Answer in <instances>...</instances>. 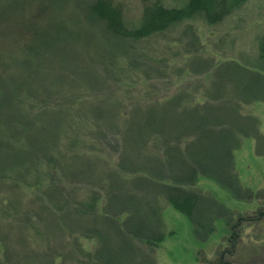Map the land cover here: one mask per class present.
I'll return each mask as SVG.
<instances>
[{"label": "trees", "instance_id": "trees-1", "mask_svg": "<svg viewBox=\"0 0 264 264\" xmlns=\"http://www.w3.org/2000/svg\"><path fill=\"white\" fill-rule=\"evenodd\" d=\"M57 1L0 0V264H157L162 200L200 242L215 219L235 229L241 220L232 227L201 183L241 192L234 152L263 138L248 108L264 102L263 69L217 63L170 94L160 85L167 60L136 44L199 17L221 24L246 0H141L136 26L112 0ZM185 38L189 57L199 37ZM258 53L264 62V36ZM118 59L134 90L119 86ZM240 251L235 242L213 264H235Z\"/></svg>", "mask_w": 264, "mask_h": 264}, {"label": "rangeland", "instance_id": "rangeland-1", "mask_svg": "<svg viewBox=\"0 0 264 264\" xmlns=\"http://www.w3.org/2000/svg\"><path fill=\"white\" fill-rule=\"evenodd\" d=\"M112 1L122 8L127 25L139 24L143 12L141 0ZM160 1L169 8L181 7L188 2V0ZM53 5L67 6L65 0L53 2ZM175 28L151 41L136 44L138 49L147 50L151 57L158 59V62L167 60L162 64L164 68H161V72L165 73L166 77L160 80L164 82L160 85L169 89L170 94H174L185 84L206 77L214 65L225 61L234 60L245 66L262 68L264 71V62L258 60L259 42L264 36V0H246L241 10L218 25H208L199 17ZM192 30H196L199 37V47L196 44L191 56L188 57L184 49L185 47L190 49L192 41L185 38V46L180 41L184 32ZM115 70L118 71L116 77L124 80L119 86L124 83L121 86L124 91L134 90V87L126 84L127 80L133 79H129L130 74L125 75L130 70L125 59L117 60ZM102 75L97 79L102 80L104 84L103 79L105 81V76L110 75H106L105 72ZM107 83L110 82L105 84ZM169 83H172V86ZM24 97L28 99L27 96ZM86 98L87 104L91 103L89 100L92 97ZM248 108L250 115L256 120L255 135L261 133L263 138L258 142L255 138L243 140L234 152L235 173L242 187L241 192L233 194L210 181L201 183L203 194H213L228 208L227 216L233 221L232 227L237 221H241L232 229L228 219H226L228 223L222 218L215 219L214 232L200 242L194 237L192 226L185 215L175 210L168 201H160L159 227L164 234V240L156 252L157 264H213L218 254L229 251L235 242L239 249L245 248V251H240L238 257L236 255L233 258L235 264H264V216H260L262 213L264 215V153L257 150V145L264 149V102L251 104ZM88 110L89 107L86 112ZM244 114L249 116L245 111ZM136 201L135 209L144 211L145 208L140 206V200ZM142 215L144 216L143 212ZM204 216L202 223L205 224ZM148 222H151V219H148ZM200 232L204 234L207 231L201 229Z\"/></svg>", "mask_w": 264, "mask_h": 264}]
</instances>
